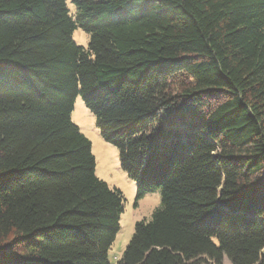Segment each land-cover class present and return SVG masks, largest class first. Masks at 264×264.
I'll return each mask as SVG.
<instances>
[{
    "label": "trees",
    "instance_id": "1",
    "mask_svg": "<svg viewBox=\"0 0 264 264\" xmlns=\"http://www.w3.org/2000/svg\"><path fill=\"white\" fill-rule=\"evenodd\" d=\"M71 3L0 0V264H110L78 95L134 205L160 192L115 264H264V0Z\"/></svg>",
    "mask_w": 264,
    "mask_h": 264
},
{
    "label": "rangeland",
    "instance_id": "2",
    "mask_svg": "<svg viewBox=\"0 0 264 264\" xmlns=\"http://www.w3.org/2000/svg\"><path fill=\"white\" fill-rule=\"evenodd\" d=\"M66 4L72 12L74 7L71 0H66ZM72 38L77 45H87L88 34L79 28L73 31ZM70 116L72 122L90 141L96 177L104 181L109 188L118 189L122 194V212L118 221L119 229L108 249V261L110 264H115L121 258L125 246L132 236L135 222L149 219L153 209L159 206L160 192L158 189L147 192L134 205V182L121 169L117 148L100 137L94 116L86 108L79 95L75 98ZM221 264L231 263L226 256H223Z\"/></svg>",
    "mask_w": 264,
    "mask_h": 264
}]
</instances>
